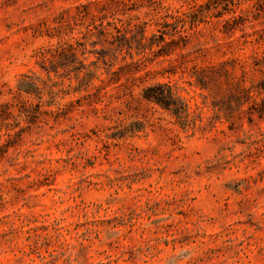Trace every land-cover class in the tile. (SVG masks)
Returning a JSON list of instances; mask_svg holds the SVG:
<instances>
[{
	"label": "rangeland",
	"instance_id": "rangeland-1",
	"mask_svg": "<svg viewBox=\"0 0 264 264\" xmlns=\"http://www.w3.org/2000/svg\"><path fill=\"white\" fill-rule=\"evenodd\" d=\"M0 264H264V0H0Z\"/></svg>",
	"mask_w": 264,
	"mask_h": 264
},
{
	"label": "trees",
	"instance_id": "trees-1",
	"mask_svg": "<svg viewBox=\"0 0 264 264\" xmlns=\"http://www.w3.org/2000/svg\"><path fill=\"white\" fill-rule=\"evenodd\" d=\"M144 99L152 101L168 110L174 117L183 119L187 116V105L176 96L168 86L156 85L146 89Z\"/></svg>",
	"mask_w": 264,
	"mask_h": 264
}]
</instances>
